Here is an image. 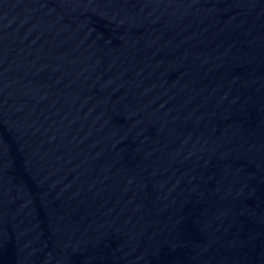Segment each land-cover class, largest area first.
<instances>
[{"label": "water", "instance_id": "95a60500", "mask_svg": "<svg viewBox=\"0 0 264 264\" xmlns=\"http://www.w3.org/2000/svg\"><path fill=\"white\" fill-rule=\"evenodd\" d=\"M0 264H264V0H0Z\"/></svg>", "mask_w": 264, "mask_h": 264}]
</instances>
